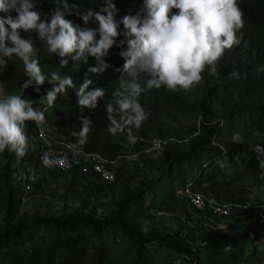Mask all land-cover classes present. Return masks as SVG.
I'll return each mask as SVG.
<instances>
[{"label": "trees", "instance_id": "trees-1", "mask_svg": "<svg viewBox=\"0 0 264 264\" xmlns=\"http://www.w3.org/2000/svg\"><path fill=\"white\" fill-rule=\"evenodd\" d=\"M33 2L42 19L50 21L56 7L55 0ZM112 2L116 5L114 18L120 35L103 58L109 65L107 69L91 72L92 67L99 66L92 56L88 57L87 63L74 62L69 57L68 66L60 67V58L48 51L38 32L21 28V37L30 39L37 49L36 58L41 69L50 74L57 72L61 77L70 75L75 87L66 86V91L57 94L53 106H48L46 101L41 103V97L52 89L53 84H33L23 89L22 85L29 77L25 75L22 59L13 55L5 58L7 68H0V89L4 95L23 89L21 96L32 100L33 107L44 113V125L50 133L74 142L87 153L121 157L124 153V144L118 140L121 133L112 135L108 131L106 104L119 86L125 63V58L120 55L121 51L127 50L122 17L140 13L145 0ZM69 3L75 7L66 19L77 26L98 29L95 18L84 25L77 12L100 11L105 0H69ZM237 3L244 22V27L237 33L241 43L225 51L217 63L216 76L205 69L198 84L203 93L202 104L192 103L187 95L166 93L164 96L168 107L177 105L184 110L194 107L209 120L213 114L212 104L222 94L223 117L204 124L201 135L188 138L183 149L176 141L157 136L166 139L161 147V169L157 177L140 190L124 188L110 220L100 219L94 207L89 210L66 209L60 215H23V189L16 180L13 165L17 159L12 154L5 162L1 190L6 213L4 220L0 221V264H119L116 247L123 244L126 247L123 256L133 255L130 264H179L185 255L172 252L173 248L162 253L165 244L143 231L141 220L146 210L167 207L178 191L185 192L186 189L191 193H201L208 199L218 198L231 203L250 193L245 186H237L242 178L264 180V169L258 166L264 154L255 149L256 145L264 148V0H237ZM172 11L175 13L177 10ZM8 16L15 18L17 13L0 12V17ZM121 41L125 43L121 45ZM233 70L241 73L239 80L229 78ZM142 75L145 79L150 78L146 73ZM85 79L92 81L88 90L102 88L105 96L98 99L95 109L85 108L81 112L77 91ZM165 90L169 92L167 88ZM153 94L151 89L140 97L148 118L139 129H133V134L141 140L151 138L155 131L162 132L158 128L161 122L158 103H149L147 98ZM146 103L152 104L153 113L146 109ZM81 116L92 121L85 144H79L77 138L71 136V132L80 130ZM34 122L29 120L25 124ZM110 237L117 239L118 243L112 242ZM227 246H231L230 250L225 251ZM193 256L198 264L202 261L206 264H264V220L238 234L222 230L211 233Z\"/></svg>", "mask_w": 264, "mask_h": 264}, {"label": "clouds", "instance_id": "clouds-1", "mask_svg": "<svg viewBox=\"0 0 264 264\" xmlns=\"http://www.w3.org/2000/svg\"><path fill=\"white\" fill-rule=\"evenodd\" d=\"M55 5L49 21L42 19L33 0H0V12L17 13L15 18L0 17V68H7L5 58L20 57L25 75L29 77L22 85L23 89L33 84L42 86L46 80L53 84L40 99L48 106L54 105L57 94L66 91V86L75 87V84L70 75L61 77L57 72H52L51 79H46L36 58L37 49L30 39L21 37L19 29L37 31L48 51L60 58V67L68 66L69 57L74 62L85 63L89 56L95 57L99 66L90 69L94 73L109 67L103 58L120 35L114 18L116 5L112 0H105L100 11L77 12L84 25L95 18L98 29L77 26L66 19L75 7L69 0H55ZM173 9L177 11L173 13ZM122 23L126 29L127 50L121 51L120 55L125 58V63L119 86L106 104V113L108 131L112 135L126 132L129 142L136 140L133 129H139L148 118L140 103L142 93L162 86L173 91L190 90L202 81L206 68L210 75L216 76L218 61L226 50L241 43L237 33L244 27L237 0H145L141 12L125 15ZM120 43L123 45L125 41ZM145 73L150 78L145 79L142 75ZM229 78L239 80L241 73L233 70ZM91 83L90 79H85L77 91L81 112L85 108L95 109L98 99L105 96L102 88L88 90ZM80 119V130L71 132V136L77 138L79 144H85L92 121L86 116ZM29 120L36 121L43 137L44 113L33 107L32 100L16 94L4 95L0 89V153L8 149L18 159L26 155L29 144L25 122ZM255 149L264 154L260 145ZM41 160L45 167L63 164L59 157H53L49 152H45ZM258 166L264 169V159L259 160ZM30 179L35 181L36 176L32 175ZM230 247L227 246L225 251Z\"/></svg>", "mask_w": 264, "mask_h": 264}, {"label": "rangeland", "instance_id": "rangeland-1", "mask_svg": "<svg viewBox=\"0 0 264 264\" xmlns=\"http://www.w3.org/2000/svg\"><path fill=\"white\" fill-rule=\"evenodd\" d=\"M41 70L46 79H51L49 72ZM48 82L46 80L44 85ZM141 84L143 85L142 82ZM165 88L166 86H162L160 89H153L154 94L150 97L147 95L149 103H158L161 117L158 128H161L162 132L155 131L151 138L142 139L134 145L128 142L124 135L119 134L118 140L124 144V153L113 167L118 173V178L112 184L103 182L95 173L85 174L81 171L80 173L79 166L72 174H65L53 166L45 167L40 155L39 160H33L36 152L44 153L43 150L52 143L61 146V141L54 134V138L47 141L39 140L36 133V121L28 124L25 127L29 144L26 155L22 159H18L15 153L8 149L0 153V221L4 220L6 213V207L1 197L4 195L1 194L4 186V166L12 154L17 159L13 166L16 180L19 183L21 174L25 172L39 177L35 181L31 180L32 191L22 196L21 213L23 215H60L66 209L89 210L94 207L100 219L110 220L114 216L120 193L124 188L140 190L147 187L157 177L161 169L159 158L162 151L152 148L151 139L163 136L168 140L176 141L179 144L178 147L183 149L188 138L201 135L204 124L223 117L222 94L212 104L213 114L209 120H206L202 112L194 107H190L189 110H184L177 105L168 107L164 99L166 93H175L179 96L187 95L192 103L202 104L203 93L198 85L187 91L168 89V92ZM22 92L23 89L12 94L21 95ZM149 103H146V109L153 113L152 104L148 105ZM29 125H35V128L28 129ZM166 139L163 140L166 141ZM29 160L33 162H29ZM37 166L41 168H37ZM237 184L238 187L245 186L250 193L231 202V209L226 214H220L217 210L218 206L225 203L222 201L223 199H208L203 195V204L194 206L189 193L178 191L167 207L145 211L144 218L141 220L142 229L148 235L165 244L162 253L173 248L172 252L191 257L203 246L211 233L222 230L238 234L244 228L255 226L264 220V180L256 181L245 176ZM110 240L118 243V240L112 237ZM116 248L120 259L119 264H130L133 255L128 253L125 257L123 256L122 252L126 250L125 245ZM179 264H189V262L185 257ZM202 264L206 263L202 261Z\"/></svg>", "mask_w": 264, "mask_h": 264}, {"label": "built area", "instance_id": "built-area-1", "mask_svg": "<svg viewBox=\"0 0 264 264\" xmlns=\"http://www.w3.org/2000/svg\"><path fill=\"white\" fill-rule=\"evenodd\" d=\"M42 129L44 132L43 137H41L40 135V128H37L36 126L37 138L39 140L47 141L51 138H54L53 134L46 129L45 125H42ZM133 135L136 137V140L135 142H130V143L134 145L140 142L141 138L138 135L135 134ZM124 136L127 138V135ZM58 139H60L59 141H61L60 143L61 146H57V143H52L43 151L44 153L49 152L53 157H59L63 161V164L53 166L57 168L60 172L69 174L72 173L77 166H79V169L82 173L87 174L92 171L96 173L103 182H106L108 184H112L117 181L118 173L116 172V170H114L113 167L117 163L119 157H110V156H103L101 154L87 153L74 142H70L65 140L64 138H59V137ZM164 142L165 141L162 138H153L151 139L152 148L155 150H160ZM44 153L42 152L40 154V159ZM31 175L32 174L25 172L22 173L19 178L24 195H27L32 191L33 185L30 179ZM185 192L189 193L191 203L194 206H199L203 204L204 201L203 194L191 193L189 189H186ZM229 209H231L230 203H223V205L218 206L217 208L220 214H226L229 211ZM186 258L188 262H191L193 264H198V261L194 256L191 257L186 256Z\"/></svg>", "mask_w": 264, "mask_h": 264}, {"label": "crops", "instance_id": "crops-1", "mask_svg": "<svg viewBox=\"0 0 264 264\" xmlns=\"http://www.w3.org/2000/svg\"><path fill=\"white\" fill-rule=\"evenodd\" d=\"M34 128H35V125H33V126H32V125H31V126L29 125V127H28V129H34ZM36 153H37V154H36ZM36 153L34 154V159H33V160H39L38 157H39L40 154H39L38 152H36ZM29 162H33V161H30V160H29ZM39 166H42V164H39ZM37 168H41V167H38V166H37ZM77 172H78V171H77ZM79 172H80V170H79ZM79 172H78V173H79ZM72 173H73V172H72ZM72 173H71V174H72ZM80 173H81V172H80ZM90 173L94 174V172H92V171H91ZM90 173H89V174H90ZM71 174H70V175H71ZM95 174H96V173H95ZM38 178H39V177L37 176V177H36V180H37Z\"/></svg>", "mask_w": 264, "mask_h": 264}]
</instances>
